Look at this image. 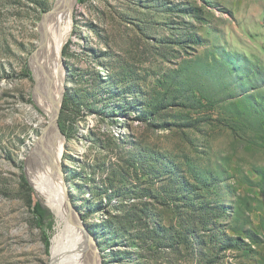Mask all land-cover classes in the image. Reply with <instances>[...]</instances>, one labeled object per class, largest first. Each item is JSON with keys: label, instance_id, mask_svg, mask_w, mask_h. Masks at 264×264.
Masks as SVG:
<instances>
[{"label": "rangeland", "instance_id": "obj_1", "mask_svg": "<svg viewBox=\"0 0 264 264\" xmlns=\"http://www.w3.org/2000/svg\"><path fill=\"white\" fill-rule=\"evenodd\" d=\"M58 1L0 0V264H49L51 239L62 229L42 183L53 167L47 169L37 145L48 122L38 81V25ZM61 54L65 81L56 122L66 134L60 171L67 213L77 216L87 258L98 264H264V77L249 78L251 67L264 71V0L76 2ZM226 58L235 60L234 72L222 70ZM115 73L120 80L111 78ZM121 85L138 93L123 95ZM66 93L75 102L65 112ZM140 109L153 115L141 121ZM133 145L170 161L175 174L168 169L165 179L194 185L201 177L208 185L186 196L187 207L156 196L166 182L143 185L137 179L143 174L122 161L120 147ZM141 185L153 196L131 202L145 204L151 222L180 236V252H143L138 242L104 228L118 212L93 188L135 191ZM34 202L52 214L51 229L36 223ZM181 211L206 242L204 255L187 247ZM216 231L223 240L234 238V248L221 250ZM197 236L189 241L195 244Z\"/></svg>", "mask_w": 264, "mask_h": 264}, {"label": "trees", "instance_id": "obj_2", "mask_svg": "<svg viewBox=\"0 0 264 264\" xmlns=\"http://www.w3.org/2000/svg\"><path fill=\"white\" fill-rule=\"evenodd\" d=\"M86 0H77L79 4L85 3ZM235 60L231 58H226L224 61V72H234V65L233 62ZM201 70H204L205 65L203 63H199L197 65ZM205 71V70H204ZM250 71L252 72V76H249L250 81L254 82L261 80V78L264 77V71H260L255 68H250ZM208 74V72H207ZM220 74V72H219ZM243 79L246 78V74H240ZM263 75V76H262ZM121 76V73H115L111 74V78L114 80H120L119 77ZM122 83L123 81H118ZM130 81H127V83ZM125 84V82H123ZM113 91V90H112ZM119 91L123 92L121 94L126 95H134L138 93H133L130 90V87L121 85L119 87ZM262 104H264V98L261 99ZM74 99L71 95L68 93L65 94L64 97V103H63V111H67L66 108L71 106L74 103ZM136 104L133 103H129ZM147 106V105H143ZM130 108V106H129ZM128 108V109H129ZM264 108V106H263ZM138 118L141 121H147L148 118L153 115V113L149 112L148 109L139 111ZM262 117V124H264V109L262 110V113L260 114ZM60 129L63 134H66L64 131V125L60 124ZM69 138V137H67ZM124 146L120 147V156L122 158L123 163L125 164V167L127 169L132 168L134 171L140 172L143 174V177H139L137 179L143 181V185L147 184L148 182L158 181V182H166V189H163L162 187L159 188L160 192L159 194H156V196H166L167 198H170L171 201H178L179 203H182L181 200H186V196H191L192 191L200 190V188H205V186L208 185V183L201 181V177H196L194 181V185L190 184L188 182V179H183L181 177H174L173 179L163 177L166 170L171 169V172L175 174V170L172 169V165L168 159H165L163 156L157 155V154H149L147 151H142L138 145H133V149H124ZM119 156V155H118ZM116 172H118L115 169ZM188 178V177H186ZM141 185L140 187H136L135 191H132L131 189H128L126 187H121L119 189H113V187L109 188H93L95 194L103 195L105 194V199L107 200L108 204H114L112 205L114 210L118 212V214L111 216L110 219L107 220L108 225L104 228H109V231L113 232V234L116 235H123L129 239L138 242V247L146 251L147 249L154 250V249H160L162 248L164 252L169 253H176L179 251L178 246V240H180V236L176 235L172 228H159L152 220V218L148 208L145 204L140 202L142 205L141 207L137 206L134 202H131L132 200H141L143 197L145 198H151V190L148 188L143 187ZM194 187V188H193ZM184 196V197H183ZM154 200V199H153ZM184 205L187 204V202H183ZM187 207V205H186ZM31 213L33 214V217L36 220V223L39 227H41L43 230L45 229H51L52 223H53V216L50 213L49 210L44 208L39 202H34L31 207ZM203 210V208H202ZM181 221L183 220L184 229L186 232V245L188 248L191 249L192 253L197 250L199 247L200 251H197L198 254L204 255L203 249L206 246V242H204V239L197 236L196 231L192 227V223L189 219H184L185 217L188 218V215L185 213L180 212ZM143 218L145 221H143ZM144 222V223H143ZM212 224V223H210ZM142 225V227H139L137 229V226ZM145 225V226H143ZM191 236H197L196 237V243L189 241V237ZM215 240L222 242V248L221 250L226 251L231 248H234L237 242L234 238H228L226 240H223L219 237L217 231L214 234ZM46 244H49V238L48 236L45 237ZM195 245V246H194ZM214 250V247L211 248ZM202 250V251H201Z\"/></svg>", "mask_w": 264, "mask_h": 264}, {"label": "bare ground", "instance_id": "obj_3", "mask_svg": "<svg viewBox=\"0 0 264 264\" xmlns=\"http://www.w3.org/2000/svg\"><path fill=\"white\" fill-rule=\"evenodd\" d=\"M76 2L77 0H59L55 9L45 14L38 25L40 44L37 60L41 73L38 81L42 110L47 115L48 122L42 136L37 138V145L45 151L42 157L48 164L47 169L53 167L51 176H42V183L47 185L46 204L62 223L60 232L51 239L49 264H98L94 263L93 259L87 258L85 248L81 244L83 238L81 226H78L77 216L73 211L67 213L69 210L65 200L67 188L64 187L65 184L61 185L63 177L60 171V158L64 137L56 124L58 105L65 81L61 53L71 33L72 14ZM66 214L69 216L64 219Z\"/></svg>", "mask_w": 264, "mask_h": 264}, {"label": "water", "instance_id": "obj_4", "mask_svg": "<svg viewBox=\"0 0 264 264\" xmlns=\"http://www.w3.org/2000/svg\"><path fill=\"white\" fill-rule=\"evenodd\" d=\"M55 7H56V4L53 6V8H52V10L51 11H53L54 9H55ZM33 57V56H32ZM56 121H57V119H56ZM56 124H57V122H56ZM58 127V126H57ZM59 129V128H58ZM61 133V132H60ZM61 135L63 136V134L61 133ZM64 137V136H63ZM62 177H63V184H65L66 183V181H65V179H64V174H63V172H62Z\"/></svg>", "mask_w": 264, "mask_h": 264}]
</instances>
